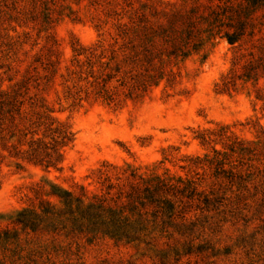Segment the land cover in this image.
<instances>
[{
	"label": "rangeland",
	"instance_id": "1",
	"mask_svg": "<svg viewBox=\"0 0 264 264\" xmlns=\"http://www.w3.org/2000/svg\"><path fill=\"white\" fill-rule=\"evenodd\" d=\"M194 7L214 14L196 26L211 37L198 53L169 60L140 97H70L91 80L70 74L73 49L107 48L118 26L135 21L132 11L155 23L164 11ZM226 32L240 39L230 45ZM50 69L56 75L42 91L34 81ZM27 78L28 95L43 96L72 141L57 168L0 150V264H264V0H0V90L24 91ZM153 177L194 189L167 233L153 205H144L139 242L69 222L35 231L16 223L42 201L59 205L50 186L112 203Z\"/></svg>",
	"mask_w": 264,
	"mask_h": 264
},
{
	"label": "trees",
	"instance_id": "2",
	"mask_svg": "<svg viewBox=\"0 0 264 264\" xmlns=\"http://www.w3.org/2000/svg\"><path fill=\"white\" fill-rule=\"evenodd\" d=\"M195 7L187 11H161L165 22L155 23L148 20L146 13L132 11L131 17L135 21L130 25L118 26L107 48L73 49L74 65L70 74L73 72L80 80H91L85 90L80 89L74 94L71 92L70 97L80 101L93 95L109 102L116 101L120 95L140 97L162 79L164 65L169 60H183L198 53L205 40L211 37L208 32L203 37L204 31H199L196 26L198 20L207 21L214 14H208L205 18L197 16ZM223 37L230 45L240 39L239 34L234 37V34L227 32ZM116 46L118 48H113ZM119 53L121 56L117 60ZM80 56L84 60L81 61ZM105 57L106 61L101 62ZM96 67L98 71H95ZM55 75V69H50L34 82L40 81L36 82V86H42V91H45ZM28 79L22 88L28 84ZM112 80L116 86L109 88L108 84ZM44 103L41 94L29 96L27 88L24 91L0 90V150L7 151L12 158L46 169L57 168L61 162L62 149L71 143L72 135L49 115L52 111L45 108ZM25 106L28 111H25ZM22 121L26 122L23 129L20 128ZM23 146L24 150L21 149ZM139 180L130 183V189L124 196L123 192H119L114 199H110L112 203L101 199L85 202L83 195L76 197L56 186H50L47 195L55 197L59 205L42 201L38 211L25 209L20 212L16 223L23 229L35 231L42 224L45 229L49 227L53 230L69 222L71 230L100 232L115 241L139 242L144 233V205H153V218L160 215V233H167L174 218L183 217L186 203L182 199H188L194 192L190 186L192 183L185 184L179 180L172 183L171 179L159 177H153L150 181ZM153 180L154 184H151ZM203 201L209 204L207 197H203Z\"/></svg>",
	"mask_w": 264,
	"mask_h": 264
}]
</instances>
